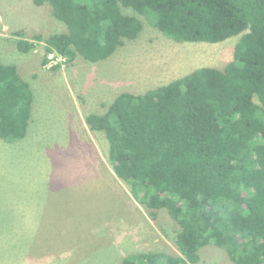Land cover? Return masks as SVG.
<instances>
[{"label":"trees","instance_id":"16d2710c","mask_svg":"<svg viewBox=\"0 0 264 264\" xmlns=\"http://www.w3.org/2000/svg\"><path fill=\"white\" fill-rule=\"evenodd\" d=\"M65 30L15 40L22 53L71 64L110 57L143 28L176 42L240 35L222 68L200 67L143 93L123 91L84 121L102 132L108 161L152 220L164 209L178 225L177 253L138 251L120 264H196L212 244L235 264H264V0H31ZM130 9L133 13L124 12ZM58 67V66H54ZM33 92L16 65L0 60V138L22 139Z\"/></svg>","mask_w":264,"mask_h":264},{"label":"rangeland","instance_id":"374dc122","mask_svg":"<svg viewBox=\"0 0 264 264\" xmlns=\"http://www.w3.org/2000/svg\"><path fill=\"white\" fill-rule=\"evenodd\" d=\"M139 18V35L105 60L77 56L64 64L49 54L42 65L43 42L22 53L15 40L65 26L48 5L0 0V60L16 65L33 92L25 136L0 138V264H120L138 251L177 253L178 225L164 209L152 220L133 200L109 164L104 134L89 130L84 118L123 91L143 93L200 67H224L241 34L176 42ZM198 254L196 264H235L212 244Z\"/></svg>","mask_w":264,"mask_h":264},{"label":"built area","instance_id":"2783aa9c","mask_svg":"<svg viewBox=\"0 0 264 264\" xmlns=\"http://www.w3.org/2000/svg\"><path fill=\"white\" fill-rule=\"evenodd\" d=\"M55 59L58 60V61H63V59L59 56H55ZM53 61V60H50V62Z\"/></svg>","mask_w":264,"mask_h":264},{"label":"crops","instance_id":"0c3cea01","mask_svg":"<svg viewBox=\"0 0 264 264\" xmlns=\"http://www.w3.org/2000/svg\"><path fill=\"white\" fill-rule=\"evenodd\" d=\"M18 68V67H17ZM18 71H19V69H18Z\"/></svg>","mask_w":264,"mask_h":264}]
</instances>
